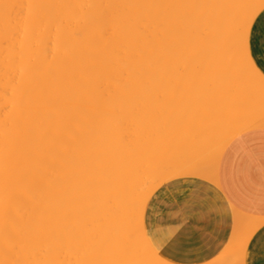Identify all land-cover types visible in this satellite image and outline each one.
<instances>
[{
  "label": "bare ground",
  "instance_id": "6f19581e",
  "mask_svg": "<svg viewBox=\"0 0 264 264\" xmlns=\"http://www.w3.org/2000/svg\"><path fill=\"white\" fill-rule=\"evenodd\" d=\"M263 6L264 0H0V264H141L140 250L152 255L151 264H169L144 235L147 197L179 175L212 179L221 152L204 154L211 159L205 165L202 145L212 139L211 147L223 149L236 133L264 126V79L247 71V61L256 67L248 36ZM241 30L247 59L237 44ZM176 45L182 52H172ZM168 82L179 86L178 100ZM245 87L263 98V111L251 113V96L258 95L251 90L241 99ZM160 88L169 89L173 103ZM127 94L146 110L134 112ZM183 99L184 112L195 114L188 111V119L178 115ZM164 105L175 109L158 120ZM238 106L247 113L243 121L231 114ZM188 125L190 138L168 136ZM161 134L165 151L179 140L187 146L176 153L195 148L199 155L191 160L188 152L182 169L186 156L179 159L182 171L168 168L177 156L155 151ZM162 157L168 167L158 170L153 164ZM127 224L137 225L139 238ZM257 227L243 220L248 233Z\"/></svg>",
  "mask_w": 264,
  "mask_h": 264
},
{
  "label": "crops",
  "instance_id": "0c3cea01",
  "mask_svg": "<svg viewBox=\"0 0 264 264\" xmlns=\"http://www.w3.org/2000/svg\"><path fill=\"white\" fill-rule=\"evenodd\" d=\"M262 10L264 7L256 14L248 36L247 51L257 68L264 65ZM237 108L231 112L234 118L243 113ZM205 133L201 137L208 142ZM211 143L207 145L211 147ZM207 145H202L207 149L199 152L201 158L210 150L213 156L221 152L214 179L179 175L157 186L145 208L144 235L169 264H264V245L257 238L264 229V126L236 133L223 149ZM192 151L199 155L195 148ZM193 208L197 210L195 215ZM248 218L258 226L252 233L243 228V220Z\"/></svg>",
  "mask_w": 264,
  "mask_h": 264
},
{
  "label": "rangeland",
  "instance_id": "374dc122",
  "mask_svg": "<svg viewBox=\"0 0 264 264\" xmlns=\"http://www.w3.org/2000/svg\"><path fill=\"white\" fill-rule=\"evenodd\" d=\"M263 7H264V6H263ZM263 7H262V8H263ZM262 8H261V9H262ZM259 11H260V10H259ZM259 11H258V12H259ZM253 21H254V20H253ZM178 47H180V46H179V45H176V46H174V47L172 48V52H173L174 54H175V53H180V52H182V50H183L182 47H180V48H178ZM174 51H176V52H174ZM178 51H179V52H178ZM240 53H241V52H240ZM241 55H243V56L245 57V54H244L243 52L241 53ZM243 56H242V57H243ZM244 77H245V76H244ZM246 77H247V76H246ZM246 77H245V79H244L243 81L249 80V77H248V79H246ZM243 81H242V82H243ZM170 82H171V81H170ZM172 82H174V81H172ZM246 82H248V81H246ZM246 82H245V83H246ZM168 83H169V82H168ZM168 83L165 84V85H168ZM174 83H176L175 85H179V81H178V82L175 81ZM174 83H173V84H172V83H171V84L169 83V85H171V87H172V85H173V87H174V88H172L173 91L170 92V93H173V94H171V95L173 96V98L171 97V95L168 94L169 89H168V90H165V94H164V92H162V91H164V90H163L164 88L169 87V86H165V85H164V88L162 89V91H161V88L159 89V92H162L161 95H164L165 97H167V99L169 98L168 96H170V99H169V100H170V102H169L170 104L173 103V101L171 100V98L174 99V101H175V99L178 100V99H177L178 97L176 98V96L179 95V92L176 91L177 88H178L179 86H175ZM243 83H244V82H243ZM162 87H163V85H162ZM244 89H245V90H243V89H242V90H243L244 92H245V91H246V92H245L243 95H241V94L243 93V91H240V93L242 92V93L240 94V95H241V96H240L241 99H245L246 96H249L250 94L252 95L251 90H252V92H253L254 95L256 94L254 89H251V88L249 89L248 87H247V88L245 87ZM170 91H171V88H170ZM166 92H167V93H166ZM176 93H178V95H177ZM159 94H160V93H159ZM166 94H168V95H166ZM174 94H175V95H174ZM183 94H184V92H183ZM183 94L181 93V90H180V96H179V99L184 97ZM247 94H248V95H247ZM161 95H160V96L158 95V98L161 97ZM181 95H182L183 97H182ZM256 95H258V96H251V98H253V101H254V102H253V101L251 100V98H250V100L254 103L253 108H252V110H253V109H254V110H253V112H251V113H254V112H255V109H256L257 112H259V111H263V109H264V107H263L264 103L261 104L262 107L259 105V104L261 103V101H262L263 98L260 97L259 94H256ZM129 96H130V97H128V94H127V96H126V97H127L126 101H127V104H128L129 106H131V104H133L136 100L133 101V102L131 101V102H132V103H131L130 100H128V99H131V100H132V99H135V98H133V96H135V95L131 96V94H129ZM138 96H139V95H138ZM164 96H162L163 99H166V98H164ZM242 96H243V97H242ZM131 97H132V98H131ZM135 97H136V96H135ZM141 97H142V96H141ZM255 97H256V99H255ZM144 98H145V96H144L142 99H144ZM149 98H150V96H149ZM149 98H148V99L145 98L144 100L147 101V100H149ZM158 98H156V99L159 101V103H162V102L164 101V100H163L162 102H160V100H162V98H160V100H159ZM258 98H260V99H258ZM261 98H262V99H261ZM136 99H138V98L136 97ZM140 99H141V98H140ZM140 99H138V100L140 101ZM156 99H155V100H156ZM138 100H137V101H138ZM183 100H184V99H183ZM260 100H261V101H260ZM263 100H264V99H263ZM128 101H129L131 104H129ZM146 101H144L143 103H146L147 105H148V103H150V106H152V105H151L152 103H153V106H154V107L157 106V105H155V104H158V101H157V102H153V101H152V102H148V103H147ZM166 101H167V100H166ZM181 101H182V100H181ZM251 101H250V103H249V107H248L249 110H250V107H252V105L250 106V104H253ZM259 101H260V102H259ZM178 102H179V101H178ZM184 102H185V104H183V105H185V106H181V104H179L180 102L178 103V105L181 106V109H183L182 114L179 112V111H182V110H179V111H178V109L180 108V106H179V108H177V111H178L180 114H179L178 112H177V113H178L179 116L181 115V116H180L181 118L184 117V118L186 119L187 116H186L185 114H186V113L188 114L189 112H193V111H191V108L189 107V110L186 109L187 112H184V111H185L186 104H187L188 101H187V100H184ZM257 102H258V103H257ZM139 103L141 104L142 101L139 102ZM169 103H168V104H169ZM137 104H138V102H137ZM164 104H166V102H165ZM168 104H167V106H168ZM175 104H176V103H175ZM255 104H256V107L259 106V108L261 107V108H263V109H261V110H257L258 107L255 108ZM187 105H188V104H187ZM133 106H135L134 108L136 109V110H134V112L137 111L138 109L141 110V111H142V110H143V111L146 110V109L144 110V108H145L144 106H145V105L142 106V107H144L143 109H140V108H138V107L136 108V106H137L136 104H135V105L133 104ZM148 106H149V105H148ZM164 106H166V105H164ZM167 106L164 107V108L161 107V106H158V107H157L158 109H156V110H157L158 112H157V111H155V112H157V113H156V114H157L156 118L158 117V120H161V118H163V117L165 116V114H166V111H165V110L168 109ZM171 106H172V107H171ZM171 106L169 105V107H171V108H170L169 110H167V111H171V109L174 108V105H171ZM131 107H132V106H131ZM139 107H140V106H139ZM154 107H152V108L150 107V109H152V110H150L151 112H150V111H148V112L152 113V111L155 110ZM159 107H160V109H159ZM176 107H177V105H176ZM182 107H184V108H182ZM239 107H240V106H239ZM187 108H188V107H187ZM161 109H162V110H161ZM174 109H175V108H174ZM239 109H240V108H239ZM241 109H242V111H244V110H243V109H244V106H243V108H241ZM147 110H149V109H147ZM249 110L246 109L245 112H246V111H247V112L252 111V110H250V111H249ZM132 111H133V110H132ZM143 111H142V112H143ZM188 111H189V112H188ZM134 112H133V113H134ZM146 112H147V111H146ZM162 112L164 113V115H163ZM263 112H264V111H263ZM127 113L129 114V111H128ZM168 113H169V112H168ZM243 113H244V112H243ZM130 114H132V112H131ZM148 114H149V113H148ZM154 114H155V113H154ZM158 114H159V115H158ZM189 114H190V116H191L192 113H189ZM189 114H188V115H189ZM193 114H194V112H193ZM244 114H245V113H244ZM246 114H247V113H246ZM246 114H245L246 117H245L243 114H242V116H240V118H241L240 121H243V120H245V118H248ZM259 114H260V115L252 114V115H255L256 117L258 116V117L256 118V119H258V120H256V121H259V120H261V119L263 118V117H260L263 113H259ZM132 115L135 116V115H138V113L136 112L135 115H134V114H132ZM150 115H151V114H150ZM150 115H149V117H150ZM178 115H177V118L179 117ZM183 115H184V116H183ZM194 115H195V114H194ZM250 115H251V114H250ZM130 116H131V115H130ZM133 116H132V117H133ZM159 116H161V118H159ZM243 116H244L245 118H244ZM248 116H249V115H248ZM255 116H254V117H255ZM126 117H127V116H126ZM146 117H147V116H145V118H146ZM180 117H179V118H180ZM188 117H189V116H188ZM188 117H187V119H188ZM251 117H252V116H251ZM130 118H131V117H130ZM133 118H134V117H133ZM137 118H138V116H136V119H137ZM153 118H155V117L153 116ZM153 118H152V119H153ZM165 118H166V117H165ZM179 118H178V119H179ZM192 118H194V117H192ZM140 119H141V117H140ZM150 119H151V117H150ZM150 119H149V120H150ZM196 119H197V118H196ZM143 120H144V119H143ZM143 120H142V121H143ZM145 120L149 121L148 118L145 119ZM129 121H130V119H129ZM138 121H139V120H138ZM150 121H154V120H150ZM134 122H136V121H134ZM144 122L147 123L146 121H143L142 123H144ZM139 123H140V121H139ZM148 123H149V122H148ZM187 123H188V122H187ZM127 124H128V123H127ZM151 124H152V123H151ZM188 124H189V123H188ZM136 125H137V123H136ZM136 125H135V126H136ZM190 125H191V124H190ZM192 125H193V124H192ZM128 126H129V125H128ZM132 126L135 128L134 124H133ZM132 126H131V128H132ZM139 126H140V125H139ZM141 126H142V125H141ZM143 126H144V124H143ZM143 126H142V127H143ZM146 126L148 127L147 124H146ZM146 126H145V127H146ZM149 126H151V125H149ZM194 126H195V125H193V127H194ZM197 126H198V124H197ZM199 126H200V125H199ZM137 128H138V127H136V130H137ZM139 128H141V127H139ZM184 128H185V130H186L187 128H189V131H188V130L185 131V130H182V129H181V131H177V129H178V128H177V129H175V133H173V132H172L171 134L168 133V136L171 135V139H173V138L175 139L176 137H178L177 139H179L181 142L184 141L185 136H186V137L189 136L188 138H190V136L192 135V133H193V131H194V128L191 127L192 129H190L189 125L187 126V128H186V126H184ZM184 128H183V129H184ZM126 129H127V128H126ZM132 129H133V128H132ZM199 129H200V128H199ZM127 130H128V129H127ZM141 130L143 131L144 128H143V129L141 128ZM178 130H180V129H178ZM172 131H173V130H172ZM187 131L189 132V134L187 133ZM190 131H192V132H190ZM197 131H198V130H197ZM130 132H131V131L129 130L128 133H130ZM135 132H136V131H135ZM139 132L141 133V131H139ZM132 133H133V132H132ZM181 133H183V134H181ZM126 134H127V132H126ZM135 134H136V133H135ZM127 135H129V134H127ZM127 135H126V138H125V139L128 138ZM130 135H131V134H130ZM132 136H133V134H132ZM137 136H138V134L136 135V138H137ZM163 136H164V137H162V134H161V136H160V137H161V138H160L161 142L158 141V142H157L158 145H157V143H156V141H155V146H154V148H156V146H158V148H156V150L153 148V150H155L156 152H158V149L160 148L161 153H162V156L164 157V159L166 158V156L173 157L174 154H175L177 157H173V158H177V162H175V161L173 160V161L175 162V164H174V163L171 161L172 163H169L168 165H170V166L168 167V165L165 164V163L167 162L168 159H167V160H164L163 157H162V159L164 160V162H161V161H160L161 165H160L159 162H158V163L156 162V164H158V165H160V166H158V165L156 166V164H155V165L153 164V166H154L156 169L159 167L158 170H161V169H163V168H166V166H167L168 168H171V167H172V169H173V168H175L176 165H177L176 168H178L179 170H181V169L184 168V167H187L186 165H189V162H190V161H189V162L187 163V161H188V157L186 156L187 153L189 152L188 155H189L190 158H191L193 155H195V152L192 151V150H191V151H188V150H187V153L185 154L184 152H186V148L183 147V148H184V149H182V152H183V153H182V152H180V153H176V152H179V151H177V150L181 148L180 145H182V146L185 145L184 143H183V144H182L181 142L179 143V140H177L178 142L174 141V142H176V144H177V145H176V148H177L176 150L174 149V148H175L174 145H172V146H174V148L172 147V148L170 149L171 144H172V142H173V141L171 140V142L168 141L167 144H168V145L170 144V146L168 147V146L166 145L168 148L166 147L167 149H166V151H165V148H164L163 146H165V145H164V143L166 142V138H165V137H167V136H166V135H163ZM175 136H176V137H175ZM179 136H181V137H179ZM133 137H135V136H133ZM157 138L159 139V136H158ZM169 138H170V137H169ZM169 138H168V139H169ZM180 138H181V139H180ZM130 139H131V138H130ZM134 139H135V138H134ZM163 139H164V142H163ZM132 140H133V139H132ZM175 140H176V139H175ZM125 141H126V140H125ZM129 141H130V140H129ZM160 143H162L163 145H160ZM173 144H175V143H173ZM178 147H180V148H178ZM163 148H164V149H163ZM162 151H165V152H162ZM168 151H170L169 153H170V154H173V156H172V155L170 156V154H168ZM163 153H165V154L163 155ZM181 153H182V154H181ZM142 154H143V153H142ZM142 154H141V156H140L139 158H137V159H142V157L145 158V156H144L145 154H144V155H142ZM147 154H149V152H148ZM147 154H146V155H147ZM166 154H167V155H166ZM178 154H179V155H182V156L180 157V156H178ZM212 154H213V153H212ZM212 154H211V152H210L209 155H212ZM184 155L186 156V158H184ZM136 157H138V156H136ZM169 157H168V158H169ZM128 158H129V157H128ZM173 158H172V159H173ZM183 158H184V161H183ZM190 158H189V160H190ZM137 159H136V160H137ZM179 159H182V161L184 162V163H181V164H184V166H181V167H180L181 169L179 168V164H180ZM185 159H186V160H185ZM130 160H131V159H130ZM130 160H129V161H130ZM136 160H135V161H136ZM158 160H159V158H158ZM191 160H192V158H191ZM169 161H170V159H169ZM131 162H132V160H131ZM133 162H134V161H133ZM178 162H179V163H178ZM185 162H186L187 164H186ZM162 163H164V164L162 165ZM167 163H168V162H167ZM181 164H180V165H181ZM210 164H211V163H210ZM172 165H173V166H172ZM174 165H175V166H174ZM208 165H209V164H208ZM150 166H151V165H150ZM155 168H153V169H155ZM151 169H152V168H151ZM181 171H182V170H181ZM149 193H150V192H149ZM152 193H153V192H152ZM152 193H150V194L148 195V197H147V202H148V200L150 199ZM145 208H146V207H145ZM128 225H130V224H127V226H128ZM131 226H133V225H130V226L127 227V231L130 233V235H132L131 233H133V234H134V236H133L134 238H135V237L139 238V236H137V234L139 235V232H138L139 230H137V229H138L137 225L133 226L132 228H131ZM130 228H131V229H130ZM133 228H134V229H133ZM128 229H129V230H128ZM130 230H131V231H130ZM135 231H136V235H135ZM131 239H132V238H131ZM132 240H133V239H132ZM139 252H141V253L143 254V256H145V258H147V259L144 258V259H143V262H142L141 264H151V262H152L153 259H154V258L152 257V255H151L149 252H146V251H141V250H140ZM149 254H150V255H149ZM148 257H149V258H148ZM123 264H124V263H123ZM125 264H129V263H125Z\"/></svg>",
  "mask_w": 264,
  "mask_h": 264
},
{
  "label": "snow or ice",
  "instance_id": "6c2138e0",
  "mask_svg": "<svg viewBox=\"0 0 264 264\" xmlns=\"http://www.w3.org/2000/svg\"><path fill=\"white\" fill-rule=\"evenodd\" d=\"M261 15L264 16V10H262ZM254 23V21H253ZM244 28H247V22H245ZM237 44L240 50L244 51V31L241 30L238 38H237ZM245 59H247V54L245 53ZM247 71L250 72L252 75H259L260 78L264 79V65H260L259 68H256L253 66V63L251 61H247ZM193 214L195 215L196 209H192ZM260 240V243L264 245V229L261 230L259 236L257 237ZM241 264H247V261H242Z\"/></svg>",
  "mask_w": 264,
  "mask_h": 264
}]
</instances>
